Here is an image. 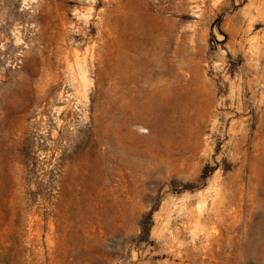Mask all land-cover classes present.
Instances as JSON below:
<instances>
[{"label": "rangeland", "instance_id": "1", "mask_svg": "<svg viewBox=\"0 0 264 264\" xmlns=\"http://www.w3.org/2000/svg\"><path fill=\"white\" fill-rule=\"evenodd\" d=\"M0 108V264H264V0H0Z\"/></svg>", "mask_w": 264, "mask_h": 264}, {"label": "bare ground", "instance_id": "2", "mask_svg": "<svg viewBox=\"0 0 264 264\" xmlns=\"http://www.w3.org/2000/svg\"><path fill=\"white\" fill-rule=\"evenodd\" d=\"M216 36L219 38V36L217 35V32H216ZM122 85H123V84H122ZM126 88H127V87H126ZM163 90H165V89H163ZM154 93H155V92H154ZM169 94H170V93H169ZM169 94H168V95H169ZM170 96H172V93H171ZM173 96H174V95H173ZM174 98H175V96H174ZM171 99H172V97H171ZM171 99H170V100H171ZM176 103H177V102H176ZM0 109H1V108H0ZM173 109H174V108H173ZM174 111H175V110H174ZM140 122H141V121H140ZM144 122H145V121H144ZM131 123H132V121H131ZM145 125H146V124H145ZM174 125L176 126L175 123H174ZM169 126H170V125H169ZM175 126H174V127H175ZM129 127L131 128V126H129ZM172 128H173V127H172ZM169 130H170V128H169ZM131 132H132V131H131ZM173 132H174V131H173ZM3 261H4V260H3Z\"/></svg>", "mask_w": 264, "mask_h": 264}, {"label": "water", "instance_id": "3", "mask_svg": "<svg viewBox=\"0 0 264 264\" xmlns=\"http://www.w3.org/2000/svg\"><path fill=\"white\" fill-rule=\"evenodd\" d=\"M216 32H217V35L219 36V38H218L217 36H216V37H217L218 39H221L223 36H222L221 34H219L218 31H216Z\"/></svg>", "mask_w": 264, "mask_h": 264}]
</instances>
